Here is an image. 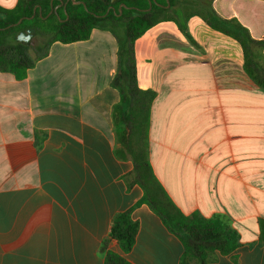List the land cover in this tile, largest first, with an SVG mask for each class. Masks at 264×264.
<instances>
[{"label":"crops","instance_id":"0c3cea01","mask_svg":"<svg viewBox=\"0 0 264 264\" xmlns=\"http://www.w3.org/2000/svg\"><path fill=\"white\" fill-rule=\"evenodd\" d=\"M256 6L264 0H212L261 40ZM186 27L162 20L134 41L136 85L154 95L147 158L184 216L224 215L238 232V248L213 251L206 264H264V85L235 38L195 13ZM117 51L109 31L93 28L86 40L52 43L23 78L0 71V264H104L101 244L129 209L135 243L109 249L130 264H180L179 236L138 204L144 191L121 139L128 128L114 111Z\"/></svg>","mask_w":264,"mask_h":264},{"label":"trees","instance_id":"16d2710c","mask_svg":"<svg viewBox=\"0 0 264 264\" xmlns=\"http://www.w3.org/2000/svg\"><path fill=\"white\" fill-rule=\"evenodd\" d=\"M66 1L19 0L13 9H0V71L23 78L28 69L47 56L52 43L68 44L86 40L93 28L109 31L118 45L117 72L112 86L119 92L121 103L114 107V111L121 113L128 128L122 130L121 139L132 156L135 180L144 191L138 204L146 203L179 236L184 247L180 264H190L193 258L198 264H206L213 251L221 254L233 252L238 248L239 234L230 227L224 215H214L208 219L197 215L184 216L171 202L152 172L145 149V131L154 95L139 90L136 85L133 48L139 36L162 20L175 21L181 32L188 35L186 21L195 13L209 26L235 38L241 44L247 72L257 84L264 85V68L251 58L249 52L251 44H263V41H256L237 19L221 18L212 7V0H168V6L166 0H75L85 6L67 1L64 9L60 4ZM150 1L151 9L147 11ZM252 2L254 6L256 2ZM255 9L264 19V10L257 6ZM160 12L167 13V16L158 18L156 15ZM19 20V25L12 26ZM28 28L35 30L38 40L35 45L16 40L17 34ZM133 137L137 140L135 149L131 144ZM131 212L132 209H129L114 216L108 237L101 244L104 264H130L113 253L109 244L112 240L117 241L124 253L132 249L138 225L131 219Z\"/></svg>","mask_w":264,"mask_h":264},{"label":"rangeland","instance_id":"374dc122","mask_svg":"<svg viewBox=\"0 0 264 264\" xmlns=\"http://www.w3.org/2000/svg\"><path fill=\"white\" fill-rule=\"evenodd\" d=\"M158 18L166 17L167 13L160 12L156 15ZM37 38L35 37L30 44L35 45L37 43ZM257 41V40H256ZM263 41V44L254 43L249 46V52L251 58L257 61L264 68V37L259 40ZM33 56V53L31 52ZM143 145V141L141 140V146Z\"/></svg>","mask_w":264,"mask_h":264},{"label":"water","instance_id":"95a60500","mask_svg":"<svg viewBox=\"0 0 264 264\" xmlns=\"http://www.w3.org/2000/svg\"><path fill=\"white\" fill-rule=\"evenodd\" d=\"M67 1H71L73 4H76V5H78V4H82L83 6H85V4L84 3H82V2H79V1H75V0H67ZM67 1L65 2V3H62L61 2V6H63L64 7V9H65V7H66V4H67ZM153 1V0H152ZM166 2H167V6L169 5V2H168V0H166ZM151 1L149 2V7H148V9H147V11H149L150 9H151ZM109 10V9H108ZM108 10L106 11V14L108 13ZM113 11H114V9H113ZM119 14L121 13V7L119 8V12H118ZM33 16H34V14H33ZM32 16V17H33ZM31 17V18H32ZM20 22H21V20H19L16 24H14V25H12V26H17V25H19L20 24ZM35 33V30H34V28H30V29H28L27 30V32H25V31H21L17 36H16V40L18 41V42H21V43H28V41L31 39V37L33 36V34Z\"/></svg>","mask_w":264,"mask_h":264},{"label":"flooded vegetation","instance_id":"af4514ba","mask_svg":"<svg viewBox=\"0 0 264 264\" xmlns=\"http://www.w3.org/2000/svg\"><path fill=\"white\" fill-rule=\"evenodd\" d=\"M110 9L113 10L112 7H110ZM110 9H109V10H110ZM105 14H106V13H105ZM96 16H100V15H96ZM28 29H30V28H28ZM28 29H26L25 32H27ZM34 38H35V33H34L33 36L31 37V39L28 41V43H25V44L29 45V44L32 42V40H33Z\"/></svg>","mask_w":264,"mask_h":264}]
</instances>
